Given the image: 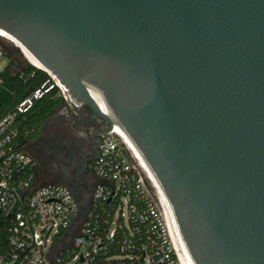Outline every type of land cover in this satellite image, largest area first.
Segmentation results:
<instances>
[{
    "label": "water",
    "instance_id": "obj_1",
    "mask_svg": "<svg viewBox=\"0 0 264 264\" xmlns=\"http://www.w3.org/2000/svg\"><path fill=\"white\" fill-rule=\"evenodd\" d=\"M0 30L121 125L182 264H264V0H0Z\"/></svg>",
    "mask_w": 264,
    "mask_h": 264
},
{
    "label": "built area",
    "instance_id": "obj_2",
    "mask_svg": "<svg viewBox=\"0 0 264 264\" xmlns=\"http://www.w3.org/2000/svg\"><path fill=\"white\" fill-rule=\"evenodd\" d=\"M6 40L0 35V60L7 53ZM7 66L8 60L0 73ZM52 86L42 83L0 118V214L8 220L0 264H97L100 252L106 255L113 244L119 245L118 254L103 257L101 264H181L163 199L114 127L100 134L92 162L97 181L86 213L68 186L43 182L38 159L17 140L15 122ZM58 87L74 109L67 90Z\"/></svg>",
    "mask_w": 264,
    "mask_h": 264
},
{
    "label": "flooded vegetation",
    "instance_id": "obj_3",
    "mask_svg": "<svg viewBox=\"0 0 264 264\" xmlns=\"http://www.w3.org/2000/svg\"><path fill=\"white\" fill-rule=\"evenodd\" d=\"M100 129L83 108L56 109L28 146L39 161L43 182L68 186L80 203L90 204L97 181L92 162L98 153Z\"/></svg>",
    "mask_w": 264,
    "mask_h": 264
},
{
    "label": "trees",
    "instance_id": "obj_4",
    "mask_svg": "<svg viewBox=\"0 0 264 264\" xmlns=\"http://www.w3.org/2000/svg\"><path fill=\"white\" fill-rule=\"evenodd\" d=\"M6 55L11 59L4 71L0 73L3 79V85H0V118L11 111L22 99L28 96L33 90L37 89L42 83L53 85L41 99L35 101L33 107L25 114L19 115L15 122L17 130V140L20 143H28L36 139L41 131L44 122L51 118L56 109L62 107L65 103L58 87L54 84L50 75L43 69L37 68L31 64L24 63L18 65V71L11 69L15 59L10 53ZM8 220L0 214V253L7 247ZM118 244H113L107 248V253L100 252L101 264L105 256H114L118 254ZM104 262V260H103ZM125 264H138L134 260H124ZM116 260L110 264H118Z\"/></svg>",
    "mask_w": 264,
    "mask_h": 264
},
{
    "label": "bare ground",
    "instance_id": "obj_5",
    "mask_svg": "<svg viewBox=\"0 0 264 264\" xmlns=\"http://www.w3.org/2000/svg\"><path fill=\"white\" fill-rule=\"evenodd\" d=\"M0 35L6 39H8L9 41H11L14 45H16L17 47H19V49L21 50L22 54L24 55L25 59H27L30 63H32L33 65H35L37 68L43 69L41 67H39L37 64H35L32 59L30 58V56L28 55V53L25 51V49L22 47V45L17 42L14 38H12L8 33L1 31L0 30ZM12 44V45H13ZM45 70V69H44ZM53 77V75H51ZM55 80V79H54ZM56 81V80H55ZM63 84L60 86L62 89L67 90L66 88H63ZM91 95L93 96V98L95 99V101L97 102V104L100 107V110L104 113H108V109H107V105L105 104V101L103 99V97L100 95L99 91L97 89H91L89 90ZM114 129L123 137L124 141H127L129 146L131 147L133 153L136 155V157L141 161L143 167L145 168V170L147 171L145 165L143 164L142 160L140 159L139 155L137 154L135 148L133 147L131 141L129 140L128 136L126 135V133L124 132L123 128L121 127V125L119 123L114 122L113 125ZM150 179L152 180L149 172L147 171ZM153 181V180H152ZM154 183V182H153ZM155 185V184H154ZM164 203V202H163ZM166 220H167V226H168V232H169V236L171 238L172 244L175 248V250L177 251L174 239H173V235H172V231H171V227H170V223H169V219L168 216L166 215ZM178 253V251H177ZM179 255V254H178ZM180 258V257H179ZM182 264V263H181Z\"/></svg>",
    "mask_w": 264,
    "mask_h": 264
},
{
    "label": "rangeland",
    "instance_id": "obj_6",
    "mask_svg": "<svg viewBox=\"0 0 264 264\" xmlns=\"http://www.w3.org/2000/svg\"><path fill=\"white\" fill-rule=\"evenodd\" d=\"M4 45H5V50L6 52L10 53L12 55V57L15 59V63H12L13 67L17 68L18 69V65H22L24 63H28V64H31L27 59H25L24 55L22 54L21 50L19 49V47H17L16 45H14L11 41L9 40H6L5 42H3ZM13 44V45H12ZM8 60V64L10 63V58L6 55L4 56L1 60H0V69L6 64ZM32 65V64H31ZM34 66V65H33ZM13 71H15L13 69ZM51 77V76H50ZM51 79L53 80L54 82V78L51 77ZM55 83V82H54ZM58 87V86H57ZM59 91H60V88L58 87ZM65 106H67V108L69 109L70 107L64 103ZM63 105V106H64ZM60 107V108H63ZM72 109V108H70Z\"/></svg>",
    "mask_w": 264,
    "mask_h": 264
},
{
    "label": "crops",
    "instance_id": "obj_7",
    "mask_svg": "<svg viewBox=\"0 0 264 264\" xmlns=\"http://www.w3.org/2000/svg\"><path fill=\"white\" fill-rule=\"evenodd\" d=\"M65 108H67V107H64V106H63V108H61V110H62V109H65ZM70 108H71V107H70ZM83 133H84V132H83ZM32 141H33V140H32ZM29 143H30V142L27 143V148H28V149H29V147H28V146H29ZM28 151H29V150H28ZM96 179H97V178H96Z\"/></svg>",
    "mask_w": 264,
    "mask_h": 264
}]
</instances>
